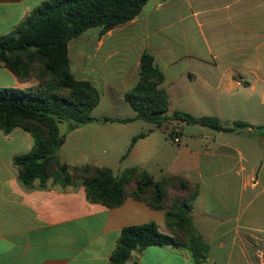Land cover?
<instances>
[{
  "label": "crops",
  "instance_id": "1",
  "mask_svg": "<svg viewBox=\"0 0 264 264\" xmlns=\"http://www.w3.org/2000/svg\"><path fill=\"white\" fill-rule=\"evenodd\" d=\"M44 1L0 0V36ZM68 50L74 76L101 99L94 122L74 129L60 123V161L109 168L116 177L138 167L156 181L198 184L192 217L208 246L202 264H264V0H151L132 21L104 35L92 28ZM145 52L164 74L168 113L246 125L226 133L178 121L161 128L101 121L135 118L125 94L139 80ZM37 84L0 63V89ZM33 144L21 128L0 129V264H109L124 227L155 222L170 234L166 210L132 197L116 208L93 203L81 179L66 187L53 179L25 185L14 159ZM126 264L196 263L186 249L151 246Z\"/></svg>",
  "mask_w": 264,
  "mask_h": 264
},
{
  "label": "trees",
  "instance_id": "2",
  "mask_svg": "<svg viewBox=\"0 0 264 264\" xmlns=\"http://www.w3.org/2000/svg\"><path fill=\"white\" fill-rule=\"evenodd\" d=\"M151 0H46L35 8L12 32L0 36V63L9 68L21 82L36 80L37 85L25 89H0V129L9 134L15 128L29 132L34 140L30 153L16 156L15 166L20 180L32 185L53 179L69 186L83 180L88 199L109 208L121 206L132 197L155 210H166L170 234L162 233L155 222L124 227L109 264H126L134 251L151 246L186 249L196 264L207 260L208 246L194 226L192 210L199 195V185L180 177L156 181L138 167L116 177L112 170L93 165L70 166L60 161L58 151L64 142L59 125L72 123L77 128L95 121L92 112L101 95L88 81L78 80L71 70L69 43L92 28H101V35L132 21ZM164 74L155 57L145 52L141 58L139 80L125 94L136 112L133 119L109 117L103 122L144 120L157 128L169 121L199 124L222 132L236 126L218 117H193L169 111L168 93L160 86ZM144 134L132 141L131 147Z\"/></svg>",
  "mask_w": 264,
  "mask_h": 264
},
{
  "label": "built area",
  "instance_id": "3",
  "mask_svg": "<svg viewBox=\"0 0 264 264\" xmlns=\"http://www.w3.org/2000/svg\"><path fill=\"white\" fill-rule=\"evenodd\" d=\"M174 141L179 142V137L177 136V134H174Z\"/></svg>",
  "mask_w": 264,
  "mask_h": 264
},
{
  "label": "rangeland",
  "instance_id": "4",
  "mask_svg": "<svg viewBox=\"0 0 264 264\" xmlns=\"http://www.w3.org/2000/svg\"><path fill=\"white\" fill-rule=\"evenodd\" d=\"M196 116L200 115V113L198 112H194ZM173 114V112H169L168 115L171 116Z\"/></svg>",
  "mask_w": 264,
  "mask_h": 264
}]
</instances>
